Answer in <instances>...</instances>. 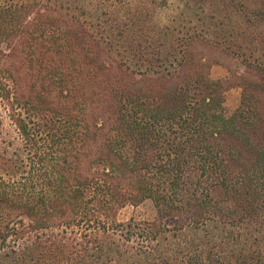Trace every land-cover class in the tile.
I'll return each instance as SVG.
<instances>
[{"label": "trees", "instance_id": "16d2710c", "mask_svg": "<svg viewBox=\"0 0 264 264\" xmlns=\"http://www.w3.org/2000/svg\"><path fill=\"white\" fill-rule=\"evenodd\" d=\"M75 1L0 0V98L13 132L0 118V264H264V84L244 85L228 114L224 81L194 51L199 41L242 50L233 15L260 5L264 20V0H177L199 31L175 19L149 29L155 0ZM68 8L89 23L71 16L79 30H62L55 13ZM71 38L90 40V120L85 93L60 89ZM101 45L119 59L98 57ZM18 48L32 51L15 60ZM33 63L40 88L24 69ZM145 199L154 220L119 219Z\"/></svg>", "mask_w": 264, "mask_h": 264}, {"label": "rangeland", "instance_id": "374dc122", "mask_svg": "<svg viewBox=\"0 0 264 264\" xmlns=\"http://www.w3.org/2000/svg\"><path fill=\"white\" fill-rule=\"evenodd\" d=\"M127 1L131 2L132 0ZM143 1L149 2L151 0H138L140 3H143ZM155 1L157 2L156 5L159 7L158 10L156 12H152V14L149 13L146 18L143 16V19L149 26V29L158 23L163 25L165 23L171 22L172 19H175L173 24L177 26V28L187 30L189 28L193 29V27L196 26L198 27V31L201 29V24L196 20L194 15V8H186L185 4H182L177 0H168V3H164V0ZM76 3H79V1L77 2L76 0L75 4ZM151 4L155 5V3ZM162 5H166V7H163ZM150 8H152V6H150ZM36 11L37 10L35 8L28 10L27 15H30L28 17H30L29 19L31 21V17L35 16ZM61 11V13H55V15L59 19L58 25L62 27V30L66 31V29L68 30V27L70 30L74 29L75 32L79 30L78 23L72 19L71 16H80L81 20H84L88 23L90 21V16L88 14H82V11L78 10L77 8L62 9ZM262 12L263 7L260 5H252L251 7H246L237 11L233 15L232 24L238 26V22H242L240 23L239 28L244 30V32H247V34H245L247 36L246 40L242 41V50L236 46L228 47V41L218 44L203 41L195 43L194 51L197 53L198 57H205V60L209 65L210 76L216 80H223L225 86L227 87L226 91L224 92V104L228 114H232L241 105V100L244 93V85H247L251 92L257 93V89L259 88L257 85L264 84V73L257 71L258 68L256 67L255 60H253L255 58H259L264 62V20L260 18V14ZM121 13L124 15V19L126 21H130V18H133V11H131L129 8L123 10ZM143 19L142 22H144ZM188 20L192 21L188 22ZM29 29L33 30L31 27H29ZM178 35L181 34H179L177 31L171 34L174 39L178 38ZM60 37H65V34L60 33ZM210 37L213 38L211 40L215 39L214 36ZM261 38L263 39V42H261ZM239 41L241 40H238V42ZM34 50L35 49H33V52ZM98 50L96 49L95 54L98 52V57L101 59H105L108 62L119 59L114 50L108 51L110 48L107 46L101 45L102 51H100V49ZM28 51L31 53L32 49L30 48L24 53L27 54ZM24 53H22L21 49L18 48L15 51L13 59H21ZM59 56L60 55L57 54L54 55L55 61L59 62ZM61 58L63 61H67L69 64L67 71L71 73L69 80L64 82L60 89L62 88V91L66 95L72 94L73 91L80 94L85 93V113L87 118L90 120V40L87 39L83 44L71 38V44L68 47L67 53H65V55ZM68 58L69 60H67ZM250 64H253V66H250ZM39 68V64L36 63L26 65L24 68L27 77L29 75L30 77L34 78L31 81L28 80L30 84L37 86L38 88L44 86V84L47 83V80L42 78L45 72L43 70L39 71ZM105 73L106 72H104V75L102 74L103 77L106 75ZM130 75H132L134 80H139L140 84L143 85L149 82V80L146 78L151 74L145 75L144 73L142 74L139 72L133 74L130 71ZM68 88L69 90H67ZM0 118L4 120L3 127L5 129L3 128L2 130L3 134L7 136L9 132L13 133L11 132L12 128L9 125L10 121L6 116V110L1 98ZM157 216V207L151 199H145L137 205H128L122 208L119 213V219L121 221H128L131 217H135L136 219L142 221H151ZM3 251L5 250H0V253Z\"/></svg>", "mask_w": 264, "mask_h": 264}]
</instances>
